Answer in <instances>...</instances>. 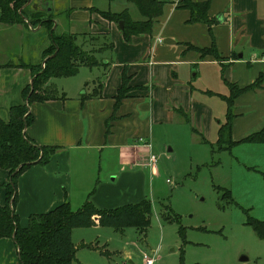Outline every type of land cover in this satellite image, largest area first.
Here are the masks:
<instances>
[{
    "label": "crops",
    "instance_id": "crops-1",
    "mask_svg": "<svg viewBox=\"0 0 264 264\" xmlns=\"http://www.w3.org/2000/svg\"><path fill=\"white\" fill-rule=\"evenodd\" d=\"M65 1L69 33L76 41L86 43L89 36L97 42L93 49L87 44L86 51L94 52L100 65L80 67L77 74L86 69L89 76L62 88L58 99L29 106L32 121L25 136L37 146L55 150L46 165L31 166L16 179L14 214L21 228L29 216L44 214L64 201L75 212L86 200L99 211L147 200L125 202L116 181H142L160 134L185 133L189 127L198 142L218 147V131L227 114L225 82L242 89L264 77V0H209L206 13L195 21L188 9L177 7L180 0H170L154 20L151 33L133 36L127 43L117 25L100 18L92 8L126 11L132 20H141L135 9L132 15L131 4L124 0ZM113 2H118L116 10H111ZM0 32L14 35L17 48L25 44L27 32L22 25L0 24ZM44 46L41 41L35 49ZM212 46L217 57L201 54L200 50ZM24 55L20 49L0 60L3 123L8 121L10 108L23 103L22 91L31 80L29 71L18 66L27 64ZM122 76L124 91L116 103ZM232 114L233 145L226 150L218 147L219 152L236 145H264L242 142L264 125V78L259 88L235 99ZM107 175H114L109 183ZM7 182V171L0 169V186ZM4 203L5 190L0 187V206ZM89 228L73 229L70 240L75 230ZM126 260L132 261L131 257ZM0 264H19L9 238H0Z\"/></svg>",
    "mask_w": 264,
    "mask_h": 264
},
{
    "label": "rangeland",
    "instance_id": "rangeland-1",
    "mask_svg": "<svg viewBox=\"0 0 264 264\" xmlns=\"http://www.w3.org/2000/svg\"><path fill=\"white\" fill-rule=\"evenodd\" d=\"M42 2L56 24L54 32L69 33L66 1L30 0L28 11L45 17L40 9ZM117 3H112L111 10L117 9ZM92 12L102 18L101 13L107 11L92 8ZM23 27L27 36L18 48L14 46V35L0 32V60L21 49L26 65L39 67L45 58L42 51L50 44L47 32L41 27L36 32L38 26ZM89 38L83 43L75 37V44L84 51L87 44L93 49L97 42ZM41 41L45 46L38 51L35 47ZM88 73L82 69L72 77L51 78L49 84L62 94V88L80 84ZM184 129L185 133L160 134L156 139V148L160 147L153 151L157 177L147 167L141 182L116 181V190L123 193L125 202L142 198L150 202V226L145 235L132 228L75 230L71 236L75 249L71 264H143V255L152 256L154 264H264V239L247 224L252 220L264 223V145H236L219 152L217 146L212 148L193 138L189 127ZM112 177L107 175L106 182ZM129 257L132 261L128 262ZM241 257L247 261L241 262Z\"/></svg>",
    "mask_w": 264,
    "mask_h": 264
},
{
    "label": "trees",
    "instance_id": "trees-1",
    "mask_svg": "<svg viewBox=\"0 0 264 264\" xmlns=\"http://www.w3.org/2000/svg\"><path fill=\"white\" fill-rule=\"evenodd\" d=\"M124 1L135 8L141 20H132L126 11L120 13L107 11L101 13V17L116 25L121 22L122 28L119 32L126 43L133 36L150 34L154 20L161 16L163 6L167 2V0ZM26 2L27 0H0V24L41 27L46 30L50 44L42 51L45 58L41 66L18 65L29 71L31 80L22 91L23 103L10 108L6 123L0 121V169L7 171L8 174V182L0 186L5 190V203L0 206V238L12 240L19 264H71L75 254L70 240L73 229L97 225L115 231L132 228L139 234L145 235L150 226L151 204L148 200H143L110 211H99L86 200L80 209L72 212L68 202L64 201L44 214L29 216L26 227H19L17 216L14 214L16 179L31 166L46 165L55 150L54 147L37 146L25 136L24 130L32 121L29 106L32 103L59 98L60 94L55 87L48 84L49 79L72 77L76 75L80 67L91 69L100 65L94 52L84 51L75 44V36L54 32L51 13L45 12L42 8L41 10L46 14L45 17H41L38 13H30L28 11L30 3L26 4ZM208 5L209 0L203 3L180 0L177 7L188 9L191 12V21H195L202 18ZM196 10L197 12L194 13ZM99 50L97 52H101V49ZM200 52L202 55L211 54L217 57L214 46ZM35 68L37 69L34 70ZM263 78V75H260L252 85L242 89L225 82L229 95L223 97L227 104V114L224 124L218 131L219 150L229 149L233 145L231 141L233 102L241 93L259 88ZM124 84L125 77L122 76V85L118 90L116 103L121 99L119 96L124 91ZM223 140L226 143H222ZM242 142L264 143V125L259 131L244 138ZM94 216L95 220L92 219ZM247 224L253 228L259 238L264 239V223L252 220Z\"/></svg>",
    "mask_w": 264,
    "mask_h": 264
},
{
    "label": "built area",
    "instance_id": "built-area-1",
    "mask_svg": "<svg viewBox=\"0 0 264 264\" xmlns=\"http://www.w3.org/2000/svg\"><path fill=\"white\" fill-rule=\"evenodd\" d=\"M156 162H157L156 158L154 156H151L149 160V167L152 169V174L154 177L158 176V171L156 169ZM142 262L143 264H154V258L150 255H143Z\"/></svg>",
    "mask_w": 264,
    "mask_h": 264
},
{
    "label": "water",
    "instance_id": "water-1",
    "mask_svg": "<svg viewBox=\"0 0 264 264\" xmlns=\"http://www.w3.org/2000/svg\"><path fill=\"white\" fill-rule=\"evenodd\" d=\"M29 2H30V0H27L26 4H29ZM41 8L45 11V10H46V6H45V4L42 5ZM49 11H50V10L48 9V10L45 11V12L49 13ZM54 27H55V24L53 23L52 29H53ZM117 27H118V29H121V28H122L121 22H118V23H117ZM240 261H241V262H245V261H247V258H246V257H241Z\"/></svg>",
    "mask_w": 264,
    "mask_h": 264
}]
</instances>
